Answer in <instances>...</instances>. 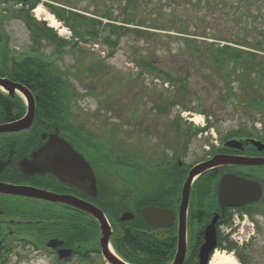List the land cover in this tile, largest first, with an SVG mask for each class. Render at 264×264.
Listing matches in <instances>:
<instances>
[{
    "label": "rangeland",
    "instance_id": "obj_1",
    "mask_svg": "<svg viewBox=\"0 0 264 264\" xmlns=\"http://www.w3.org/2000/svg\"><path fill=\"white\" fill-rule=\"evenodd\" d=\"M63 1L65 0L61 2ZM73 1L75 6L80 11L81 9L86 11L83 13L88 16L94 11L102 14L106 8L111 10L113 16H117L118 11L125 3V0ZM140 1L141 7L138 6L136 11V17L139 20L136 21L143 20L145 22L144 25L149 28H140L148 30V32H154V34L157 33L159 39L166 42V48L159 45L160 41L148 37L140 38L135 34H126L121 37L114 48L102 43L93 44L92 42H87L80 44L81 47L78 49L68 43L60 51L53 45L42 44L38 47L40 52L38 55L45 61L51 60L54 62V72L66 79L71 85L72 91L67 103L79 113L78 120L82 122L85 120L89 127L90 124L94 128L101 129L103 127L102 131L106 133L108 138L110 136L109 139L113 141V145L116 140H119L121 143L117 148L128 151L127 155L134 160L136 159V164H142L145 167L142 160L149 164H154L155 162L159 164L160 161L165 164V159L167 160V169L163 166L157 170H151L148 175L142 169L144 171L142 177L144 176L145 178L140 179L141 186H155L165 190V186L176 185L177 187L179 185L177 190L181 192L185 178V174L182 176V173L187 170L189 165L197 161V159L206 156L210 149L215 151L225 141L232 139L233 137L228 136V132L231 129L239 128L243 124L251 126V117L247 112L248 110L245 111L238 104L224 102L221 97H224L225 92L218 90V88L212 89L208 87L203 89L202 86L205 83L198 73L193 72L191 74L192 85L190 92L195 95H190L188 92L181 94L174 91V88L169 84L155 78L148 71L143 72L137 65V56L139 54L146 56V60L149 63L158 64L160 67L179 62V60L169 57V54H176L185 50L187 47L180 39L181 33L187 32L190 34L193 30L217 37L223 36L228 40L235 39L239 31H242V33L245 31V35L247 33L250 39L256 41L255 37H257L258 29L263 28L259 16L262 14V20L264 19V4L262 3L263 0H210L213 2L211 6L203 5V3L201 5H193L194 3H189L188 0ZM46 2L52 3L42 0L38 5L48 11L45 6ZM18 8L19 5L12 3L4 5L0 0V15H4L6 11L0 21H2V27L6 32L13 55L30 53L33 46L29 29L13 13ZM233 12L238 15L244 14L246 18L240 17L244 18V21L238 23L239 17L233 18V16H236V13L234 14ZM31 13L37 20H42L34 15L33 10ZM104 22L106 21L104 20ZM153 25L164 27L163 29H154L150 27ZM130 26L135 25L132 24ZM51 27L59 36L68 40L71 39V31L61 21H59L58 27ZM201 39L207 42L213 41L223 44L222 41L207 37L198 38L197 40ZM153 54L164 56V58H151ZM180 63L183 62L180 61ZM233 85L237 88L235 84ZM197 98L203 104L212 106L211 109L207 107V110L209 113L210 111L212 112L210 117L214 120V128L198 132L195 137H191L193 138L191 140L185 132L187 130L191 131L188 129L189 125L186 122H191L194 126L203 128L207 121L203 114L183 110L180 112L181 118H179L178 124L176 123L178 128L182 129V133L177 130L173 131V120L171 128L169 126L166 127L167 121L174 119L178 110H180V104L178 103L183 102L190 107H196ZM172 99L177 100V103L173 106ZM157 102H159V106L162 109L155 111L154 108ZM166 106L170 107V109L166 108ZM196 115L200 116L199 121L192 120ZM254 115L263 121V123L255 122V127L264 136V116L257 112ZM102 119L105 125L102 124ZM113 128H116L117 134ZM178 133H181L182 137H180L181 140L176 142ZM168 139H171L169 144L167 143ZM236 140L238 139L236 138ZM179 161L182 162L180 167L178 166ZM153 171L159 176L168 175L166 177L168 181H160L159 179L155 181L151 175ZM180 176L182 177L179 178ZM116 180H108V188L111 191V196L118 201L119 213L126 207L129 200L126 194H131V190L126 187L124 188L125 191L121 193L122 183ZM133 180L135 178H131V181ZM203 201L204 198L200 199V202ZM197 208H199L197 199L194 198L191 203V210ZM43 218L41 220L46 221L43 223L50 222L47 221L50 219ZM242 226L243 228H241ZM237 228L246 232L251 227L247 225V222L243 224L241 222ZM189 230L190 238L188 240L190 246H192L197 231L195 221L189 220ZM226 232L227 230L222 228V233L225 234ZM39 241V239L34 238L33 245L24 244L22 248L17 249L10 256L3 253L6 258L0 264H55L52 256L41 252L39 246L41 242ZM247 244L248 246L245 247L242 253L247 259L244 264H264V248H262L264 243L259 240L252 242L249 239ZM35 246H37V250ZM86 246L88 247V244ZM243 246L239 248L242 249ZM217 251L220 250L217 249ZM229 253L240 264L235 254L233 252ZM0 256L2 255L0 254ZM80 258L77 257V261L74 260L70 264H108L103 260L99 251L88 255V259Z\"/></svg>",
    "mask_w": 264,
    "mask_h": 264
},
{
    "label": "trees",
    "instance_id": "obj_2",
    "mask_svg": "<svg viewBox=\"0 0 264 264\" xmlns=\"http://www.w3.org/2000/svg\"><path fill=\"white\" fill-rule=\"evenodd\" d=\"M42 0H1L5 5L12 3L19 5L18 10L14 11L15 17L21 19L30 32V39L32 43V51L27 54L13 55L10 50L8 38L6 32L2 27V21H0V76H7L12 80L18 81L27 86L33 94L38 95L44 101L39 112L41 115L45 114L52 119L55 115V109H63L70 107L68 101L71 95V85L62 76L57 75L53 68L54 62L45 61L40 54L38 47L42 44L53 45L56 49L62 50L65 45L71 44L78 49L80 44L84 43H102L103 45L112 46L113 48L118 44L121 37L126 34H135L137 37H148L156 41H160L159 45L166 48V42L159 39L157 33L148 32V30L142 29L149 28L145 26V22L136 17V11L138 6L141 7L140 0H125L124 6L118 11L117 16H113L110 9L106 8L101 14L94 11L90 16L84 14V10L78 9L73 0H45V6L50 13H52L58 21H61L63 25L68 28L71 33V39L68 40L59 36L55 30L41 21L37 20L31 13V11ZM93 1V0H92ZM121 1V0H116ZM209 1V2H208ZM188 0L193 5H212L210 0ZM248 3V1H246ZM121 3V2H120ZM119 3V4H120ZM264 4V1H262ZM244 6V5H243ZM238 7V6H237ZM6 13V11H5ZM4 13V15H5ZM234 14L236 12H233ZM258 13V12H257ZM4 15H0L2 18ZM121 16L120 18H118ZM247 16V14H246ZM262 16V17H260ZM259 19L263 24V28L258 29L255 37L256 41L250 39L245 31L238 33L235 39L228 40L225 37H217L212 34L200 33L193 30L192 33H181L182 43L186 45V49L176 54H169V57H173L179 62H173L170 64H164V67H160L158 64L149 63L146 60V56L138 55L137 65L145 72L148 71L154 75L155 78L162 80L164 83H168L174 91L185 94L189 93L191 89V74L196 72L203 79L205 85L202 88L221 90L225 92L224 97L221 99L224 102L232 104H238L249 113L251 117L250 125H240L239 128L231 129L228 132L229 137L244 138V137H256L264 141V136L260 130L255 127V122L263 123L260 118H257L254 114L257 112L264 116V19L261 14ZM239 17L238 23L244 21V14H237L233 18ZM244 17V18H240ZM104 20L106 22H104ZM172 22L173 19H171ZM171 22V23H172ZM134 24L135 26H130ZM155 24V23H154ZM151 28L163 29L164 26H150ZM182 29V28H180ZM188 31V30H186ZM209 38L222 41L219 42H207L204 39L197 40L198 38ZM112 48V49H113ZM114 50V49H113ZM12 53V55H11ZM111 53V52H110ZM112 54V53H111ZM110 54V55H111ZM151 58H164V56H157L153 54ZM170 58V59H173ZM139 61V62H138ZM182 61L183 63H180ZM235 84L237 88L234 87ZM195 95V94H194ZM172 106L177 103L176 99H172ZM196 103V107H190L186 104H180V110L175 115L172 125L173 131H182L178 128L176 123L179 121L180 112L190 111L203 114L206 118V125L203 128L194 126L191 122H186L188 129L191 131H185L188 134V138L191 140L197 135L198 132L205 131L209 128H214V120L210 117V113L207 110V106L199 101ZM4 101L0 99V108L3 107ZM155 107H159V102L155 104ZM212 107V106H211ZM210 107V109H211ZM245 123V122H244ZM178 124V123H177ZM117 134L116 128H113ZM182 133V132H181ZM180 133V134H181ZM178 135L177 138L182 137ZM186 137V138H187ZM110 138V136H109ZM176 138V139H177ZM177 150V149H176ZM175 152V151H174ZM176 153V152H175ZM264 171V167L262 168ZM186 171L182 173L185 174ZM260 184L262 185L264 192V174ZM180 176L179 178H181ZM215 178L208 172L199 178H197L192 186V193L194 198L197 199L198 207L205 210L208 206H203L200 202V197L204 198V202L209 197L215 196L216 182ZM179 187V185H177ZM176 185L173 186V191L177 190ZM161 192L165 190L160 188ZM164 195V193H163ZM160 199V195L157 196ZM144 204L153 202V197L144 194L142 200ZM264 203V193L261 201ZM204 202H202L204 204ZM138 217L132 221H120L119 213L115 209H109V218L114 222L115 232L112 237V245L115 253L124 261L129 264H169L175 255L176 246V228H172L168 233L164 235L156 234L151 231L139 214ZM245 211V210H243ZM198 212V213H194ZM203 219L200 216V211L191 210L190 219L194 221ZM232 212H228L226 218L222 224L229 226L231 224ZM75 238L79 242L83 239V232L80 231L78 226ZM203 228L201 225L197 228L194 244L191 250L187 254V257L183 264H197L198 247L203 242ZM240 249L236 246V243L230 239L228 235L222 234L218 231L216 248L218 250H225L227 252H233L240 264L246 263L247 259L242 255L245 247ZM0 262L6 258L3 253H0ZM245 255V254H244Z\"/></svg>",
    "mask_w": 264,
    "mask_h": 264
},
{
    "label": "flooded vegetation",
    "instance_id": "obj_3",
    "mask_svg": "<svg viewBox=\"0 0 264 264\" xmlns=\"http://www.w3.org/2000/svg\"><path fill=\"white\" fill-rule=\"evenodd\" d=\"M7 78L12 80L9 77ZM33 98L35 108L30 126L20 130L0 131V183L37 188L55 194L62 199L51 201L22 194L0 192V253L10 256L17 249L22 248L24 244L33 245L34 238H37L41 242L39 244L41 252L52 256L55 264H70L74 260L77 261V257L86 259L88 255H92L98 251L101 255L99 244L101 232L98 221L92 215L65 201L71 198L90 203L102 210L111 226L112 233L109 237V244L114 251L112 237L115 232V226L114 222L109 218L108 210L113 208L119 211V207L118 201L111 196L108 180L116 179L122 183L123 188L121 193L125 191L124 188L126 187L131 190V194H126L129 200L126 207L123 208L124 210L119 212V219L121 213L124 211L132 212L134 215L132 220H134L138 217L136 209H139V214L142 218V208L144 207H165L172 210L175 214L172 225L168 227L146 225L151 228L153 233L160 234L161 236L168 233L172 228H176L175 231L177 232L178 207L181 192H178L179 190L173 191V186H165V191L161 192L160 187H146L144 185L141 186L140 183V179L145 178L144 176L142 177L144 171L148 175L151 170H157L163 166L167 169L166 159L165 164L163 161H160L159 164L158 162L149 164L144 160L142 162L145 167L142 164H136L135 161L137 162V160L129 157L127 155L128 151L117 148L121 143L119 140H116L113 145V141L102 131L103 127L101 129L94 128L91 124L89 127L85 120V123L78 120L79 113L73 110L72 107L64 108V114L61 112V109L56 108L54 117L50 119L48 115H41L39 112L40 108L44 110V107H42L44 100L35 94H33ZM0 99H3L5 104L0 108V125L20 120L26 115L27 102L20 92L15 90L10 93L0 90ZM166 108L170 109L167 106ZM161 109L160 106L154 108L155 111ZM167 122L166 127L169 126L171 128L172 119ZM102 124L105 125L103 119ZM54 135L62 138L89 165L95 178L94 194L83 192L60 180L52 173L28 174L19 168L18 161L24 158L30 160L32 152L44 145L50 136ZM248 138H237L240 141L239 148L226 146L223 143L215 151H212L214 149H210L206 156L197 159V161L189 165L185 176L188 174L190 167L209 160L215 155L264 157V149L258 151L248 141ZM176 140L178 142L181 138H177ZM170 142L171 139H168L167 143L169 144ZM181 165L182 162L179 161L178 166L180 167ZM263 167L264 165H219L201 173L200 176L209 172L215 178L216 188L214 197L207 198L205 202L203 201L204 204L201 202L203 206H208V208H204L205 210L202 208L194 209V211H200V216L204 217L201 220H197V218L194 220L197 228L201 225L205 227L215 214L221 215V209L217 201V186L221 175L232 173L261 182L263 178L261 174H264ZM170 173L172 174L171 170ZM151 175L155 181L156 179L168 181L166 178L168 175L166 174L159 176L153 171ZM131 178H135V180L131 181ZM263 193L255 202L245 203L241 206H225L224 216L219 217L215 223L216 234H218V231L223 226L222 222L226 218L227 213L232 212V216L234 214H237V217L246 215V218L254 220V237L251 238V241L259 240L264 243V203L263 199L261 201ZM144 194L152 196L156 204H153V202L144 204V199L142 200ZM158 195H160V199L157 198ZM193 200L194 193H192L191 187L187 207V253H189L192 247L188 238H190L189 220H191V203ZM43 217L50 219L47 220L50 222L43 223L46 222L45 220H41ZM120 221L122 220L120 219ZM78 226L84 234L83 239H80L79 242L75 238ZM50 239L62 241V244L55 248L48 247L46 244ZM87 244L88 247L86 246ZM35 247L37 250V246ZM61 249L69 250V253H61Z\"/></svg>",
    "mask_w": 264,
    "mask_h": 264
},
{
    "label": "water",
    "instance_id": "obj_4",
    "mask_svg": "<svg viewBox=\"0 0 264 264\" xmlns=\"http://www.w3.org/2000/svg\"><path fill=\"white\" fill-rule=\"evenodd\" d=\"M45 23V21H43ZM0 87L7 92H20L27 102V113L20 120L0 125V131H14L30 126L34 115V98L31 91L22 83L0 77ZM258 151L264 149V143L260 140H249ZM226 145L239 148L240 142L230 140ZM264 165V157H242L216 155L212 159L193 166L188 172L181 191V201L178 210L177 241L175 255L169 264H183L187 252L186 226H187V207L189 201L190 187L193 180L201 173L217 167L219 165ZM19 168L28 174L52 173L60 180L65 181L71 186L90 194L95 193L94 174L84 161L75 153L72 148L57 136H50L44 145L31 154V159L18 161ZM0 192L16 193L45 200L57 201L62 199L57 195L33 187H21L10 184L0 183ZM262 194V188L257 181L234 174H224L221 176L217 188V201L221 209V215L215 214L209 224L204 228V241L199 246L198 263L208 264L211 253L216 249V227L215 223L219 217L224 216L225 206H241L245 203L257 201ZM64 201V200H63ZM69 204L92 215L99 223L101 236L99 239L101 254L108 264H128L120 259L109 246V237L112 233L111 227L104 213L94 205L81 201L76 198L65 200ZM134 215L124 211L120 219L122 221L132 220ZM142 217L146 224L153 227H168L173 224L175 214L172 210L162 207H144ZM62 241L50 239L47 246L55 248L60 246ZM61 253H69V250H60Z\"/></svg>",
    "mask_w": 264,
    "mask_h": 264
},
{
    "label": "bare ground",
    "instance_id": "obj_5",
    "mask_svg": "<svg viewBox=\"0 0 264 264\" xmlns=\"http://www.w3.org/2000/svg\"><path fill=\"white\" fill-rule=\"evenodd\" d=\"M34 15L39 19H45L50 26L58 27L59 21L41 5L33 9ZM192 120L199 121L200 116L196 115ZM209 264H238L236 259L230 253L215 251L210 257Z\"/></svg>",
    "mask_w": 264,
    "mask_h": 264
}]
</instances>
